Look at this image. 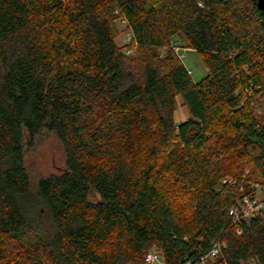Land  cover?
Returning <instances> with one entry per match:
<instances>
[{
  "label": "trees",
  "instance_id": "16d2710c",
  "mask_svg": "<svg viewBox=\"0 0 264 264\" xmlns=\"http://www.w3.org/2000/svg\"><path fill=\"white\" fill-rule=\"evenodd\" d=\"M258 94L256 0H0V264H145L152 244L166 264H264V208L228 214L264 185ZM42 132L65 167L33 186L24 157Z\"/></svg>",
  "mask_w": 264,
  "mask_h": 264
},
{
  "label": "rangeland",
  "instance_id": "374dc122",
  "mask_svg": "<svg viewBox=\"0 0 264 264\" xmlns=\"http://www.w3.org/2000/svg\"><path fill=\"white\" fill-rule=\"evenodd\" d=\"M117 37L116 44L122 48L123 52L127 55H131L132 50L127 48L131 44V39L128 38L129 30L125 23L121 19H117L115 23ZM174 50L182 59L186 69L190 72V77L194 83L200 81L205 76V70L203 69L200 59L191 50L184 47L179 39H174ZM126 48V49H125ZM257 105L254 106L255 117L259 123L264 122V95L258 94L256 97ZM188 117V111L182 106L181 101L178 98V109L174 112L175 123L183 122ZM245 166H242V170L239 172L242 179L248 178L249 174L252 176L251 180L259 181V177L252 175L247 161H243ZM24 165L29 175L31 184L34 186L41 178L49 175L60 174L64 171L65 156L64 151L59 143L58 139L51 133L42 132L37 135L31 146L26 150L24 157ZM224 181L230 182L228 178ZM231 183V182H230ZM255 196V194H254ZM261 199L259 193L255 196ZM159 249L154 245H150L146 248L144 256L148 253H158ZM214 258V257H213ZM249 264V263H248Z\"/></svg>",
  "mask_w": 264,
  "mask_h": 264
},
{
  "label": "built area",
  "instance_id": "2783aa9c",
  "mask_svg": "<svg viewBox=\"0 0 264 264\" xmlns=\"http://www.w3.org/2000/svg\"><path fill=\"white\" fill-rule=\"evenodd\" d=\"M128 38L131 39L130 33L128 35ZM188 73L190 74L189 71ZM249 187L251 188V190H253L255 196L257 193H259L261 195V199H258L255 196L242 197V199L238 202V204L234 206L233 208H231L228 212L234 224H238L241 221H245L250 217H255L259 215L261 210L264 208V185L260 183L249 182ZM220 245L223 246V244H220L219 242L214 243L211 249L209 250V252L201 258V261L204 262L207 259H211L215 257L219 252ZM144 261H145V264H166L160 252L146 254ZM186 264H189V263H186Z\"/></svg>",
  "mask_w": 264,
  "mask_h": 264
},
{
  "label": "water",
  "instance_id": "95a60500",
  "mask_svg": "<svg viewBox=\"0 0 264 264\" xmlns=\"http://www.w3.org/2000/svg\"><path fill=\"white\" fill-rule=\"evenodd\" d=\"M256 6L258 10H260L264 16V0H256Z\"/></svg>",
  "mask_w": 264,
  "mask_h": 264
}]
</instances>
